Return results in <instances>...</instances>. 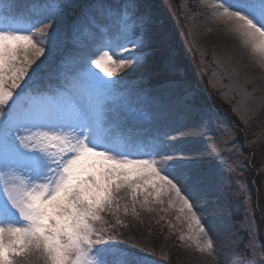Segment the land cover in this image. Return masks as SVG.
<instances>
[{
  "label": "snow or ice",
  "instance_id": "obj_1",
  "mask_svg": "<svg viewBox=\"0 0 264 264\" xmlns=\"http://www.w3.org/2000/svg\"><path fill=\"white\" fill-rule=\"evenodd\" d=\"M18 5L0 0V264H116L117 255L142 264L116 244L102 214H128L129 205L134 214L137 205L151 211L163 196L186 212L190 239L206 238L189 192L212 199L209 177L170 132L145 138L138 130L152 93L112 79L147 64L150 18L139 0H33L24 14ZM76 9L75 29L98 27L103 42L54 88L39 87L33 73L59 51L57 26ZM210 17L264 67V0H216ZM212 249L211 240L198 246ZM252 252L248 264H264Z\"/></svg>",
  "mask_w": 264,
  "mask_h": 264
},
{
  "label": "rangeland",
  "instance_id": "obj_2",
  "mask_svg": "<svg viewBox=\"0 0 264 264\" xmlns=\"http://www.w3.org/2000/svg\"><path fill=\"white\" fill-rule=\"evenodd\" d=\"M32 2L19 0L18 14H24ZM81 2L76 0L79 5ZM214 3L216 0H176V12L183 33L179 40L194 55L200 77H205V94L210 100L215 97L218 101L215 104L222 111L196 99V90L182 77L174 83L143 87L152 96L144 105L138 128L148 138L149 134L155 135L167 125L172 128L168 131L172 135L180 132L177 137H182L187 150H196L193 156L198 161V169L209 177L214 189L209 201L199 199L196 204L192 200L194 211L208 236L205 238L201 234L198 239L189 238L196 236V230L194 226L189 229L187 214L179 211L178 201L170 206L169 196L161 197L163 204H150L151 211L137 205L134 214L129 205L128 214L123 208L117 216L102 214L106 221L103 226L110 230L108 234L116 238L120 248L142 257V264H223L224 259L235 264H248L253 247L257 258L264 255V73L253 67L244 68L243 62L250 63L246 58L249 55L244 58L232 56L234 50L228 47L239 50L233 45L236 40L230 35L223 41L221 34L225 30L210 17ZM140 10L150 18L148 29L156 32L153 40L147 39L145 51L149 56L145 68L137 73H131L130 68L118 69L112 77L114 80L124 78L122 90L125 86L131 89L139 74L149 72L148 66L168 75L183 76L179 55L173 51L167 38H163L164 34L157 30L160 22L153 25V13L145 7ZM72 11H69L70 16ZM70 16L63 17L57 26L65 38L59 51L33 73L35 76L46 72L35 81L39 87L54 88L65 71L86 65L90 54L103 42L98 27H84L77 31ZM101 23L107 22L101 20ZM112 39L115 41L116 38L113 36ZM152 45L159 48L156 53L147 48ZM250 64L255 65L253 61ZM92 71L98 73L96 69ZM98 74L102 76V73ZM144 124L157 130H146ZM203 145H207L206 152L200 151ZM189 195L193 199L195 193L190 191ZM206 240L213 243L212 254L198 250V246H205ZM124 259L119 255L114 257L116 264H121ZM33 264H43V261L37 259Z\"/></svg>",
  "mask_w": 264,
  "mask_h": 264
},
{
  "label": "trees",
  "instance_id": "obj_3",
  "mask_svg": "<svg viewBox=\"0 0 264 264\" xmlns=\"http://www.w3.org/2000/svg\"><path fill=\"white\" fill-rule=\"evenodd\" d=\"M143 3V5L146 7L147 11H150L153 13V19L151 18L152 22L159 21L160 24L157 27V30L159 32H162L164 34L163 38H167V42L172 46L173 51L179 55L180 63L182 65L183 69V76H180L178 74L174 75H168L165 71H156L154 70V66L152 69V66H148L150 70L147 69L149 72H142L139 74V76L135 79V85H141V86H154L156 84L163 83V81H176L179 80V78L183 77V80L189 82L192 84L195 89L199 92V99L203 100L208 105H212V107L216 108L217 110H221V108L217 105L216 101L217 99L215 97H212L211 100L207 97V94H205L204 86L206 87L205 78L202 76L200 77L199 71L195 65V59L193 58L194 55L191 53V51L188 48H184V43L181 42L179 39L183 36V33L181 31L182 27L179 24L178 20V14L176 12L177 6H176V0H139ZM159 28V29H158ZM151 30V33H149L147 39L153 40L155 34L152 28H149L148 31ZM150 42V41H148ZM152 49L156 53L159 49L156 45H152ZM188 51V53H187ZM190 58V59H189ZM152 69V70H151ZM156 72V73H154ZM154 73V74H153ZM213 101V102H210ZM218 102V101H217ZM212 103V104H211ZM238 135L239 132L237 131ZM237 135V137H238ZM255 172H252V175H254ZM256 178V177H255ZM258 189V184L256 185ZM263 242H264V231H263Z\"/></svg>",
  "mask_w": 264,
  "mask_h": 264
},
{
  "label": "bare ground",
  "instance_id": "obj_4",
  "mask_svg": "<svg viewBox=\"0 0 264 264\" xmlns=\"http://www.w3.org/2000/svg\"><path fill=\"white\" fill-rule=\"evenodd\" d=\"M223 29V28H222ZM222 31V30H221ZM223 33H224V31H223ZM226 33V34H225ZM225 35L224 34H221V37L223 38V36H224V38H223V41H226L227 40V36H228V38H229V36L231 35V34H229V33H227L226 31H225ZM232 36V35H231ZM232 38H233V40H236V42H235V44H233V45H236L235 47H238V49L240 50H235V48L234 49H232L234 46H232V48L229 46L228 48H229V50H234V54L232 55V56H239V57H242L243 56V58L245 57V55L247 54V55H249V57H251V58H249V57H246V58H248L250 61V63L253 61V63L255 64L254 66L253 65H251L250 63H248L247 61H246V63L245 62H243V64L245 65V67L244 68H246V66H249V67H253V69H257V71L259 72V73H264V67H262V69H260L261 68V66L259 65V63L256 61V59L254 58V57H252L249 53H248V51L246 50V49H243V47L240 45V43H239V41L236 39V38H234L233 36H232ZM239 44H238V43ZM238 44V45H237ZM240 47V48H239ZM243 54H242V53ZM246 55V56H247ZM251 65V66H250ZM255 79H257L256 78V75H255V77H254ZM263 80H264V78H263ZM172 129V128H171ZM170 128H169V126L167 127V125H165L164 127H161L160 128V130H161V132H164V131H170L171 130ZM184 130V129H183ZM185 133V132H184ZM173 134L177 137V135L178 134H180V132L178 131V132H173ZM178 138V141L182 144V146H183V148L184 149H186V143H185V141L182 139V137H180V136H178L177 137ZM186 151L187 152H190V153H192L193 155H195V149H189V150H187L186 149ZM201 152L202 151H207V145H203V147H201V150H200ZM193 202L194 203H196V204H198L199 203V198L196 196V195H193Z\"/></svg>",
  "mask_w": 264,
  "mask_h": 264
}]
</instances>
